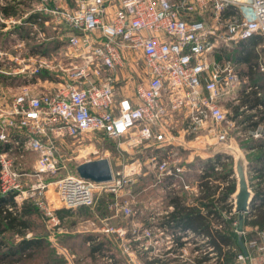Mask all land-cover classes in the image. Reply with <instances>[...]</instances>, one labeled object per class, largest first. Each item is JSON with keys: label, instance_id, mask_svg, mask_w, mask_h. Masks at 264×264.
Listing matches in <instances>:
<instances>
[{"label": "built area", "instance_id": "obj_1", "mask_svg": "<svg viewBox=\"0 0 264 264\" xmlns=\"http://www.w3.org/2000/svg\"><path fill=\"white\" fill-rule=\"evenodd\" d=\"M4 5L13 12L4 15L0 8V30L7 32L15 53L0 50V62L7 55L0 73L20 76L22 85L0 121V142L9 145L0 152L1 192L16 190L14 199L21 204L13 181L27 172L11 168L6 155L25 149L35 155L30 175L36 182L28 190L40 195L36 204L50 231L60 225L56 207L84 205L94 213L103 199L108 214L95 212L89 220L97 235L88 244L105 237L127 264H148L171 249L183 261L208 255L215 264L218 254L209 237L173 215L196 206L207 214L210 230H221L230 220L244 251L230 245L223 251H235L238 264H264V230L245 224L264 209V200L255 196L264 188V163L261 175L247 154L264 139V123L248 129L245 114L256 120L253 114L263 107L241 103L260 89L238 69L241 61L228 56L239 43L254 40L251 68L264 72V0H0ZM7 128L16 132L9 135ZM88 135L114 141L116 169L106 154L96 158L108 161L110 178L95 181L68 172L57 177L64 165L55 140ZM248 139L253 144L245 147ZM237 153L248 172L241 229ZM207 162L214 171L224 162L233 166L229 178L236 188L220 218L197 200ZM127 164H134L129 171ZM147 173L156 195L135 200L137 177ZM50 183L58 201L54 207L47 201ZM181 193L180 207L173 199ZM220 208L215 202L213 209ZM119 217H127L126 224H115ZM108 254L103 255L106 264H119ZM65 255L68 264H76L74 254Z\"/></svg>", "mask_w": 264, "mask_h": 264}, {"label": "trees", "instance_id": "obj_2", "mask_svg": "<svg viewBox=\"0 0 264 264\" xmlns=\"http://www.w3.org/2000/svg\"><path fill=\"white\" fill-rule=\"evenodd\" d=\"M1 8V11L4 15H8L13 12L12 6L4 5ZM254 40L251 42H242L239 43L233 53H228V56H233L234 58L238 56L239 52H242L241 64L246 62L248 64V69L245 73L249 75V81L253 84H256L260 89V94L257 95L255 92L246 94L242 98L241 103H246L251 106H256V104H261L263 109H257L256 120H252L250 116H246L249 126H256L258 122L264 123V72L258 70H253L251 65L254 64L253 61H256V56L254 52L253 44ZM251 45V46H249ZM254 61V62H255ZM241 64L239 66H241ZM239 69V68H238ZM241 72V69H239ZM252 143V142H251ZM257 151L248 156L251 162L249 163L251 167L258 168V171L263 175L262 167L264 163V139H260L258 142ZM9 145L8 143L0 142V152L6 150ZM208 167L206 170L199 176L202 186L204 187L203 194L197 198L199 205L204 206V208L215 214L216 217L221 215L220 211L227 210L226 198L232 193L235 188V180L229 178L230 173L233 171L232 163H221V169L214 171L209 166L210 163L207 162ZM218 180L221 182H226V184L218 185L210 183L211 180ZM219 189V190H218ZM219 192L217 197L213 196L214 192ZM16 190L9 189L5 192L0 191V264H48L52 255L45 256L44 252V243L46 242L43 234L37 232V225H34V222L31 218L33 213H38L39 208L32 200H23L20 205H18L14 199ZM255 196L261 197L264 200V188H259L255 192ZM174 203L178 205L180 202L178 199H173ZM221 204V208L214 210V203ZM180 206V205H178ZM8 207H11L10 209ZM181 207V206H180ZM185 210V209H183ZM178 211L174 213V217L179 218L180 222H184L183 225H192V229L196 231H202L205 233L209 240L207 243L212 245L218 254V260L216 264H230L235 260V251L227 249L225 252L222 251L223 247L235 246L238 251L241 250V247L238 243L237 236L231 231L228 226V222L225 223L224 227L221 230H210L207 226L205 219L207 214L202 215L196 206H189L185 211ZM68 210H57V214L62 217V213H67ZM197 217L202 221L195 223ZM220 218V217H219ZM195 224H194V223ZM193 223V224H191ZM245 224L251 226H257L259 229L264 230V209L259 207L250 220H245ZM78 235H72L66 238H71V248L74 246L72 238H75ZM65 238V239H66ZM181 245V242L178 243ZM112 245L105 237L99 241L93 243L90 247L91 252H99L105 249H110ZM108 249V250H109ZM45 258V259H44ZM207 257H201L200 259H195L193 263L190 264H201V261H206ZM119 264H122V260H117ZM166 264L165 261L155 259L148 261V264ZM56 264V262H54Z\"/></svg>", "mask_w": 264, "mask_h": 264}, {"label": "rangeland", "instance_id": "obj_3", "mask_svg": "<svg viewBox=\"0 0 264 264\" xmlns=\"http://www.w3.org/2000/svg\"><path fill=\"white\" fill-rule=\"evenodd\" d=\"M20 8V7H18ZM15 12L19 13L17 9H15ZM10 39L6 31L0 30V50L4 51L6 54H14L15 50L13 47L9 44ZM17 53V52H16ZM4 55V60H1L0 65L2 64L3 67H6L5 57L7 55ZM242 52L238 54L235 58L231 56V58L235 61L237 59V62H240ZM239 57V58H238ZM255 61V60H254ZM253 61V63H254ZM241 63H238L237 67L241 69L242 71H247L248 64L246 62H243L241 66H239ZM22 85V81L20 79V76H16L15 74H6V73H0V121L5 119L6 111L9 107V102L13 94L18 90V87ZM38 87V86H37ZM3 96L5 98L3 99ZM5 105V106H4ZM6 131L9 135L11 132L16 131H10V128H7ZM57 143V155L59 156L60 163L64 165V168L59 170V174L56 175L61 176L64 173H75L76 167L86 161L94 160L96 158L102 157L103 155H107L109 157V160L113 163L114 161V155L117 154L114 148V141L111 139H102V138H93L88 136H85L82 139H75L71 137H61L55 140ZM229 150H232L231 148ZM107 151V153H106ZM255 153V152H254ZM6 157L9 159L11 163V168L18 171L21 170V172L25 171L26 174H20L19 176L15 177L13 182L18 183V187L16 189L19 190V196H17V200L22 203V201L25 200H32L34 203L39 202L40 195L35 192V194L29 192V187L32 183L36 182V178L32 177L30 173L33 171L34 167V160L35 155L33 152L21 149L19 152H13L6 155ZM244 161V167L242 168L244 177L247 176L248 172L245 170L246 168V162L244 156L242 157ZM113 166V165H112ZM114 167V166H113ZM236 169V168H235ZM12 170V169H11ZM245 171V172H244ZM150 173V172H149ZM246 173V174H245ZM148 174V173H147ZM150 175L140 177L139 181H137V184L135 187L137 189L141 188L142 191H139V193L134 196L135 200H148L150 196ZM53 178L48 179L49 182H52ZM21 190V191H20ZM47 201H49L50 205L54 207V205H58V201L55 198L54 194V183L49 184L48 189V197ZM147 204V202H145ZM37 205V204H36ZM38 213H33L31 218L34 222V225H37V232L44 235L46 242L44 245V254L45 256L52 255L50 261L48 264H68V260L66 258V254L68 256L70 254H73L72 252H75L74 249L71 248V238H66L69 236H72L76 234L75 227H73V221L71 219H67V223H69L66 227L67 232H62L60 234H57V231L54 233H51V231L46 227V221L43 217L42 209L40 207ZM121 221L123 222L120 224H126L128 221V218H122L120 217ZM127 220V221H126ZM72 221V222H71ZM75 226V224H74ZM66 238V239H65ZM54 242L57 243V245L54 244ZM73 246V245H72ZM45 259V258H44ZM127 259V257H126ZM75 260V258H74ZM128 260V259H127ZM99 260L97 262H92L89 260V264H99ZM88 264V262L79 261V264ZM42 264V262H41ZM47 264V262H46ZM122 264H127L125 259H122Z\"/></svg>", "mask_w": 264, "mask_h": 264}, {"label": "crops", "instance_id": "obj_4", "mask_svg": "<svg viewBox=\"0 0 264 264\" xmlns=\"http://www.w3.org/2000/svg\"><path fill=\"white\" fill-rule=\"evenodd\" d=\"M42 85H45V84L42 83ZM30 86H31V84H30ZM245 115L246 116H251L249 114V112H247ZM246 121H247V119H246ZM249 128H251V127L248 126V129ZM252 141L253 140L248 139L246 141V143L244 144L245 147H249L251 144H253ZM247 154L249 156L251 153L247 152ZM109 161H110L111 166L112 165L114 166V167L112 166L113 169H116L118 167L119 163H120V160H119V157H118L117 154L114 155L113 163L111 162V160H109ZM133 165L134 164H127L125 169L127 171H129L130 169H132ZM196 165H197L196 163H192L191 164L192 167H195ZM127 166H130V168H128ZM137 181H139L138 177H137ZM139 191H142V189L141 188L137 189V187H135L134 191H133L134 192V196H136V194L139 193ZM150 191L151 192H150V196L149 197H152V198L155 197L156 192L154 191V188H152L151 186H150ZM108 195H109V197H112L113 194L109 193ZM184 196H185L184 193H181L180 195L177 196V198L180 199L179 200L180 202H182V199H184ZM166 201L168 203H171L170 199L169 200L167 199ZM178 205H180V203ZM178 205H176V206H178ZM187 208H185V210ZM55 209H56L55 210L56 214H57V210H62V209L63 210H68V212L65 213V214L62 213V217H60L57 214L58 217H59V224L60 225H59L57 230L51 231V233H54L56 231H57V234H60L62 232H67L66 227L69 224V223L66 222L67 219L69 218V219H71L73 221V227H75V229H76L75 230L76 234H74V235H78L75 238H72L73 242H74V246H72V249H74V251H75V252H72V253L75 255V263L76 264H79V261H84V260L86 262H88V264H89V260L92 261V262H97V260H99L100 261L99 264H106L105 260L103 259V255L106 254L107 252H109L108 255L111 256L113 258V260H115V261L120 260V257L116 253V251L113 252V248H110V249L108 248L109 250L105 249V250L99 251V252H91L90 251V247H91V245L93 243L96 242V240L93 243H91V244L87 243L89 241H92L93 237L95 235H97L96 232H92L91 231L90 226H89V220L92 219L93 217H95V212H97L99 215L108 214V210H107V208L105 206V203H104L103 199H101L98 202L97 209H96V211L94 213H92L91 210H89V207L84 206V205L83 206H79L76 209H65V208H62V207H56ZM185 210H183V211H185ZM200 221H202V220L197 217L195 223H198ZM112 222H113V220H112ZM114 222H115V224H120V222L122 223L123 220L121 221V219L119 217V218L115 219ZM193 223H191V224H193ZM74 224H75V226H74ZM183 224H184V222H182V226H183ZM184 226H187V225H184ZM188 227H192V225H189ZM101 239H102V237L100 239H98V241L101 240ZM175 250L176 249H171L169 251L163 252L162 259H160V258H158V259L165 261L166 264H190L189 261H183L182 259H179L177 256H175ZM213 250L215 251L216 249L213 247ZM222 251H223V249H222ZM225 251H223V252H225ZM203 257H207L208 258L209 256L208 255H204ZM121 260H122V258H121ZM146 262L148 263V261H146ZM117 263H118V261H117ZM201 264H214V262L209 257V259H207L206 261H204V263H201ZM230 264H238V263H237V261L235 259L234 262L230 263Z\"/></svg>", "mask_w": 264, "mask_h": 264}, {"label": "water", "instance_id": "obj_5", "mask_svg": "<svg viewBox=\"0 0 264 264\" xmlns=\"http://www.w3.org/2000/svg\"><path fill=\"white\" fill-rule=\"evenodd\" d=\"M243 156L237 153L235 168L238 174V192L236 194V210L239 214L238 229H241L242 212L246 210L249 194L242 168L244 167ZM79 176L95 181H105L110 178V167L105 158L83 162L76 167ZM238 243L244 251L241 240Z\"/></svg>", "mask_w": 264, "mask_h": 264}, {"label": "bare ground", "instance_id": "obj_6", "mask_svg": "<svg viewBox=\"0 0 264 264\" xmlns=\"http://www.w3.org/2000/svg\"><path fill=\"white\" fill-rule=\"evenodd\" d=\"M128 168H130V166H127Z\"/></svg>", "mask_w": 264, "mask_h": 264}]
</instances>
